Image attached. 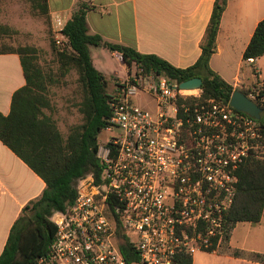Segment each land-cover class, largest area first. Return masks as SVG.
<instances>
[{
    "label": "built area",
    "instance_id": "built-area-1",
    "mask_svg": "<svg viewBox=\"0 0 264 264\" xmlns=\"http://www.w3.org/2000/svg\"><path fill=\"white\" fill-rule=\"evenodd\" d=\"M66 24L53 20L54 37L72 50ZM181 83L151 72L116 85L100 174L78 178L74 204L51 215L55 239L37 264H176L181 253L222 247L239 168L264 161V81L247 95L260 119ZM140 95L154 109L138 104Z\"/></svg>",
    "mask_w": 264,
    "mask_h": 264
},
{
    "label": "trees",
    "instance_id": "trees-1",
    "mask_svg": "<svg viewBox=\"0 0 264 264\" xmlns=\"http://www.w3.org/2000/svg\"><path fill=\"white\" fill-rule=\"evenodd\" d=\"M34 1H38L40 13L49 22L48 0ZM227 5L228 0H215L201 44V56L193 66L181 69L157 55L142 54L91 34L87 22L90 0H80L79 8L64 29L72 50L60 51L53 43L62 75L76 69L82 89L79 111L83 122L73 126L66 137L53 117V105L48 96L49 81L36 62L37 49L0 44V54L20 56L26 79V84L13 94L9 114L0 113V140L46 183L41 197L31 201L12 226L0 264H37L38 259L49 252L55 239L56 228L51 215L55 211L65 212L74 204L77 197L74 185L78 178L88 173L100 174L99 136L110 125L112 109L107 90L109 81L92 63L91 48L104 46L119 53L129 75L136 67L143 73H162L180 82L200 77L203 79V98L228 102L236 89L209 66L218 51L216 39ZM8 32L7 26L0 25L2 36ZM263 56L264 19L257 25L243 59ZM239 90L249 94L246 88ZM239 169L235 203L224 218L223 246H229L238 223L259 224L264 215V161L249 160ZM231 254L264 264V253L246 254L235 249ZM176 261V264H194L193 256L187 253L179 254Z\"/></svg>",
    "mask_w": 264,
    "mask_h": 264
},
{
    "label": "crops",
    "instance_id": "crops-1",
    "mask_svg": "<svg viewBox=\"0 0 264 264\" xmlns=\"http://www.w3.org/2000/svg\"><path fill=\"white\" fill-rule=\"evenodd\" d=\"M80 0H48L49 15L68 22L79 8ZM215 0H90L87 22L91 34H98L106 42L132 48L139 53L157 55L177 68L186 69L201 56V44L205 37ZM264 19V0H228L218 35V51L210 61V67L228 82L224 67L217 60L240 47L243 53ZM94 66L110 82L129 77L119 70H110L109 56L123 63L119 53L106 47H92ZM263 57L249 63L242 59L237 65L233 83L241 89L256 80L264 81L259 67ZM124 64V63H123ZM126 67V66H125ZM249 67L250 75H243ZM229 83V82H228ZM26 84L21 58L18 54H0V113L7 115L11 109L13 94ZM116 88V85H115ZM46 188L44 180L0 140V256L2 255L12 226L22 210L41 197ZM259 225L264 222V215ZM252 252L264 253V235L253 236ZM204 253L195 261L197 254ZM193 256L194 264H261L231 253L199 252Z\"/></svg>",
    "mask_w": 264,
    "mask_h": 264
},
{
    "label": "rangeland",
    "instance_id": "rangeland-1",
    "mask_svg": "<svg viewBox=\"0 0 264 264\" xmlns=\"http://www.w3.org/2000/svg\"><path fill=\"white\" fill-rule=\"evenodd\" d=\"M38 1L34 0H0V25L7 26L10 29L7 35L0 33V44L11 47L30 46L37 49V63L45 73L49 81L48 96L53 105V117L57 121L60 130L66 137L70 129L83 122V116L79 111V104L82 98V89L78 82V71L71 69L65 76L59 69L58 60L55 54L53 43L56 49L62 51H71V49H62L57 46L51 18L48 19L40 13L37 7ZM243 49L234 48L230 53L225 54L217 60L219 66L224 67L225 79L233 83L234 75L238 64L242 59ZM110 70H119L123 76L126 67L119 63L117 59L109 56L107 60ZM259 67L264 72V58L260 60ZM250 68L245 67L243 75H250ZM132 73L142 74L143 72L133 67ZM151 73V72H150ZM115 78L108 82V93L115 91V85L119 83ZM251 86L246 87L249 90ZM135 101L143 107L154 109V103L148 97L138 96ZM51 113V111H47ZM112 132L105 129L99 136V145H104L110 139ZM256 232L264 235V222L262 225L248 222L238 223L233 231L229 246H223L218 253H232L238 249L244 253L252 252L253 237ZM204 253L195 256V261Z\"/></svg>",
    "mask_w": 264,
    "mask_h": 264
},
{
    "label": "water",
    "instance_id": "water-1",
    "mask_svg": "<svg viewBox=\"0 0 264 264\" xmlns=\"http://www.w3.org/2000/svg\"><path fill=\"white\" fill-rule=\"evenodd\" d=\"M202 86L203 79L200 77L184 81L180 84V88L184 90L201 89ZM230 102L236 110L254 116L256 119H260L263 109L240 90L234 91Z\"/></svg>",
    "mask_w": 264,
    "mask_h": 264
}]
</instances>
